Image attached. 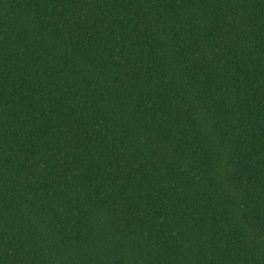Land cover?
<instances>
[{
  "label": "trees",
  "instance_id": "16d2710c",
  "mask_svg": "<svg viewBox=\"0 0 264 264\" xmlns=\"http://www.w3.org/2000/svg\"><path fill=\"white\" fill-rule=\"evenodd\" d=\"M0 264H264V0H0Z\"/></svg>",
  "mask_w": 264,
  "mask_h": 264
}]
</instances>
